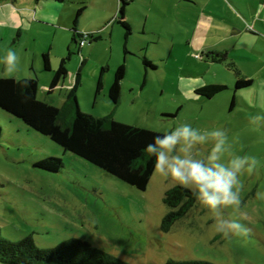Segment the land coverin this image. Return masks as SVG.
<instances>
[{
    "label": "rangeland",
    "instance_id": "1",
    "mask_svg": "<svg viewBox=\"0 0 264 264\" xmlns=\"http://www.w3.org/2000/svg\"><path fill=\"white\" fill-rule=\"evenodd\" d=\"M194 1L193 5L179 6L176 0L169 4L168 13L177 21L167 24L163 34L159 17L163 7H150L158 15H151L148 21L136 17L130 24L128 43L121 23L82 16L78 29L87 33L94 28L99 38L86 39L81 53L79 45L72 44L73 31H69L75 18L65 20L70 27L65 22L53 26L37 18L23 0L1 2L0 55L13 48L20 60L13 74L0 64V76L37 77L41 100L56 106L67 104L71 110L67 95L85 59L77 92L85 112L112 114L119 121L160 132L183 121L201 129L224 128L234 154L256 158L253 171L241 177L240 208L228 207L218 214L197 201L164 232L161 221L170 208L163 197L174 181L154 171L146 190H140L66 151L0 107V229L6 239L18 241L33 235L37 245L45 248L75 237L132 264H165L169 258L264 264V109L243 99L254 102L257 90L264 87V33L254 31L257 15L263 19L264 13L259 11L260 0ZM138 7L147 9L142 3ZM218 20L223 26L237 27L220 36L215 27ZM260 23L264 24L257 22V27ZM67 41L72 51L68 74L50 91L61 59L70 54ZM211 41L216 47L210 51L227 53L224 61L207 57L205 47ZM43 50L51 52V70L43 68ZM144 58L155 67L146 65ZM118 63L126 64L127 73L116 105L109 89ZM103 66L107 70L98 92ZM236 68L253 78V84L236 90ZM203 82L223 83L228 88L213 97L195 96L197 84ZM210 146H202V152ZM46 157H61L63 166L59 171L41 168L37 162ZM220 216L241 218L247 234L225 238L216 231Z\"/></svg>",
    "mask_w": 264,
    "mask_h": 264
},
{
    "label": "trees",
    "instance_id": "2",
    "mask_svg": "<svg viewBox=\"0 0 264 264\" xmlns=\"http://www.w3.org/2000/svg\"><path fill=\"white\" fill-rule=\"evenodd\" d=\"M14 0H0L1 2ZM264 3V0H261ZM120 7L123 13L124 6ZM131 32L130 23L120 20ZM73 30V42L79 45L85 37L76 27ZM93 41L98 38L92 36ZM51 49V48H50ZM126 52H128L126 50ZM62 58L51 82L52 91L68 74L67 61ZM213 61H224L225 52L208 51L207 57ZM218 56V57H217ZM220 57V58H219ZM209 59V58H208ZM43 68L51 70V52H42ZM86 60L83 59L76 74L73 86L68 92L71 110L67 104L56 106L38 97L39 80L37 77H1L0 107L10 114L22 119L38 132L49 136L66 151H70L115 175L140 190H146L154 173L153 160L145 154V146L152 142L155 135L161 134L150 128L119 121L112 114L95 116L83 111L78 104V89L81 85V73ZM146 65L155 67L152 61L144 58ZM107 70L101 68L97 91L103 88V75ZM127 73L126 64L117 68L114 82L109 89V96L118 105L122 94V84ZM235 89L253 84V79L242 76L236 68ZM26 81V83H21ZM228 88L226 84H207L197 89L199 95L213 97ZM74 110V111H73ZM2 127L0 126V139ZM41 168L59 171L63 166L61 157H46L37 162ZM198 200L193 193L178 186L169 187L164 194L163 202L170 210L161 221V229L169 232L174 223L185 216ZM0 263L2 264H132L108 251L101 249L80 238H69L53 247H39L33 235H27L18 241L6 239L0 229ZM165 264H218L208 260L169 258Z\"/></svg>",
    "mask_w": 264,
    "mask_h": 264
},
{
    "label": "clouds",
    "instance_id": "3",
    "mask_svg": "<svg viewBox=\"0 0 264 264\" xmlns=\"http://www.w3.org/2000/svg\"><path fill=\"white\" fill-rule=\"evenodd\" d=\"M19 60L13 48L0 55V64L8 74L18 71ZM243 99L264 109V87L257 90L254 102L247 97ZM209 144V150L202 152V146ZM145 154L153 160L156 174L174 181V186L191 191L203 207L218 214L228 207L240 208L241 177L256 166L255 157L231 151L224 128L201 129L187 121L161 129V134L153 136L152 142L145 146ZM216 231L231 238L232 235H246L248 230L241 218L220 216Z\"/></svg>",
    "mask_w": 264,
    "mask_h": 264
},
{
    "label": "crops",
    "instance_id": "4",
    "mask_svg": "<svg viewBox=\"0 0 264 264\" xmlns=\"http://www.w3.org/2000/svg\"><path fill=\"white\" fill-rule=\"evenodd\" d=\"M173 1L174 0H23L26 6L32 8V10L34 11V15L37 18H42V19L44 18V20L49 22L48 24L51 23V25L55 26L56 24L65 22V20H67L68 22L70 20L72 21L75 18L73 27H76L77 29H78L77 26L78 21L82 16L92 17L99 22L107 23V24L110 23L114 24L116 22H119L120 20L126 21L131 24L133 23V20H135L136 17H143L144 20L148 21L151 15L157 16L158 13L155 14V12L150 10V7H155V6L163 7L159 11V13L161 14V16H159L160 21L161 23H163L161 34H163V29L167 24L169 23L173 24L176 23L177 21L175 15L169 14L167 10L169 4L171 5L174 4ZM176 1L179 6L193 5L197 3L194 0H176ZM6 2L17 3L19 2V0L6 1ZM122 2L124 4L123 13L120 12V7L122 5ZM260 2H261V8L259 9V11L262 14L264 13V3H262L261 0ZM139 3H142L147 9H139L138 7ZM78 6L80 7L78 8ZM28 10L31 11V9ZM39 11L41 13H39ZM42 14L43 17L41 16ZM257 16L259 17V18L257 17L258 18L257 22L260 21L264 22V18L262 19L260 17L261 16L260 13ZM67 22L65 23L67 24L68 27H70V25ZM257 22H255L254 31L260 34L264 33V24L260 23L261 25L257 27ZM204 23H209V22L205 20ZM224 26L226 30L223 29ZM224 26L222 20H218L215 24L216 29L221 32L220 36L226 35L227 33L228 34L232 33V31H234L237 27L235 25L229 26L228 23H226ZM73 27L69 28V31L70 30L73 31L72 30ZM93 30L94 28L87 29V31L90 33L94 32ZM79 31L83 32L81 30ZM100 35L101 34H99V36ZM110 36L112 38L113 33H111ZM126 38L128 39L127 40L128 43L129 35H126ZM71 42L73 44V34H72ZM71 42L67 41V46L69 47V50L71 49L70 48ZM215 45L216 44H214V41H211L206 44V46L208 47H205V50L210 51L211 49H213V47H216ZM85 46H86V42L83 46L80 47V53L84 50ZM125 47H127V45ZM119 65L120 63H118L116 67H118ZM242 76L247 77L245 75ZM247 78H251V77H247ZM207 84H212V83L211 82L210 83L203 82L201 84L198 83L197 84L198 87L195 90L196 91L195 96H199V93H197V89ZM217 84H223V83H217Z\"/></svg>",
    "mask_w": 264,
    "mask_h": 264
},
{
    "label": "built area",
    "instance_id": "5",
    "mask_svg": "<svg viewBox=\"0 0 264 264\" xmlns=\"http://www.w3.org/2000/svg\"><path fill=\"white\" fill-rule=\"evenodd\" d=\"M89 35H90V32L85 33V37H84V39L81 41V46H83V45L85 44L86 39L89 37Z\"/></svg>",
    "mask_w": 264,
    "mask_h": 264
},
{
    "label": "flooded vegetation",
    "instance_id": "6",
    "mask_svg": "<svg viewBox=\"0 0 264 264\" xmlns=\"http://www.w3.org/2000/svg\"><path fill=\"white\" fill-rule=\"evenodd\" d=\"M131 26V25H130ZM96 33L95 32H93V33H90V35H89V38H87L88 40H90V41H93V39H92V36H94V38L96 37V35H95ZM130 34H131V32H130ZM129 34V35H130ZM97 38H99L98 36H97ZM95 41V40H94ZM214 51V50H213Z\"/></svg>",
    "mask_w": 264,
    "mask_h": 264
}]
</instances>
